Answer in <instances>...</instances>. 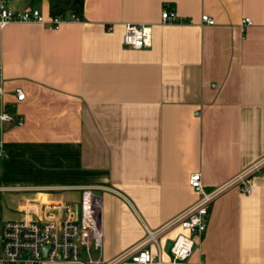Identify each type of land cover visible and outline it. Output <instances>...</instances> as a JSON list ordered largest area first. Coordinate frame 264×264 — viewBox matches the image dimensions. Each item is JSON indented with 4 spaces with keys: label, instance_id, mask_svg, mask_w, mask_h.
<instances>
[{
    "label": "crops",
    "instance_id": "0c3cea01",
    "mask_svg": "<svg viewBox=\"0 0 264 264\" xmlns=\"http://www.w3.org/2000/svg\"><path fill=\"white\" fill-rule=\"evenodd\" d=\"M82 5V19L57 28L0 27L4 100L24 119L3 135L0 185L9 206L1 193L0 219L4 209L22 220L49 204H77L83 188H92L101 193L103 256L110 260L198 201L191 175L201 173L212 191L264 163V0ZM10 6L34 7L46 18L54 7L50 0ZM165 10L192 23L163 24ZM205 15L215 25L203 24ZM246 18L253 25L243 29ZM128 24L151 26V47L126 46ZM248 183L251 195L236 187L212 204L193 264H264V175ZM182 232L173 229L161 244Z\"/></svg>",
    "mask_w": 264,
    "mask_h": 264
},
{
    "label": "built area",
    "instance_id": "2783aa9c",
    "mask_svg": "<svg viewBox=\"0 0 264 264\" xmlns=\"http://www.w3.org/2000/svg\"><path fill=\"white\" fill-rule=\"evenodd\" d=\"M11 0H0V27L10 24H40L57 28L66 22L63 16L49 17L34 7L15 10L10 6ZM70 20H78L70 15ZM203 24L215 25V20L202 16ZM163 24L192 23L179 19L175 12L165 10L162 13ZM253 25L251 18L242 21L243 29ZM123 42L133 49L142 50L152 45V27L144 24H128L125 27ZM17 101L26 99L22 89L14 92ZM4 79L0 68V169L8 154L3 140L6 127L15 124L24 125V119L9 111L4 97ZM264 163L259 162L241 173L228 183L207 191L202 174L190 177V186L198 193V201L173 221L156 231H148L146 239L133 251H128L110 260L103 256L104 234L99 219L102 201L92 188H83L82 197L77 204L53 203L45 206L39 214L30 211L22 220H10L0 228V264H193L191 259L196 252V240H201L208 229L209 213L212 204L227 191L238 187L246 195H251L253 186L248 183L250 177L261 172L264 175ZM6 188L0 185V194ZM183 232L172 239L165 260V247L160 239L173 229ZM196 264H208L200 260Z\"/></svg>",
    "mask_w": 264,
    "mask_h": 264
},
{
    "label": "water",
    "instance_id": "95a60500",
    "mask_svg": "<svg viewBox=\"0 0 264 264\" xmlns=\"http://www.w3.org/2000/svg\"><path fill=\"white\" fill-rule=\"evenodd\" d=\"M81 4L79 0H57L56 5L52 8L51 15L53 17L61 16L65 11L75 10V5ZM70 19V15L67 16ZM98 196L101 195L100 192L96 193ZM172 245V240H168L165 246V252H168Z\"/></svg>",
    "mask_w": 264,
    "mask_h": 264
},
{
    "label": "trees",
    "instance_id": "16d2710c",
    "mask_svg": "<svg viewBox=\"0 0 264 264\" xmlns=\"http://www.w3.org/2000/svg\"><path fill=\"white\" fill-rule=\"evenodd\" d=\"M30 1H31V4L33 6H35L36 4H40L42 2V0H30ZM55 1L56 0H50L51 6L55 5ZM80 1H81V4H79L77 6V9L75 11H73L72 14L77 16L79 19H82V17H83V5H82L83 0H80ZM9 111L11 113H13V111L10 108H9ZM1 210H2V206H1V196H0V215H1Z\"/></svg>",
    "mask_w": 264,
    "mask_h": 264
},
{
    "label": "rangeland",
    "instance_id": "374dc122",
    "mask_svg": "<svg viewBox=\"0 0 264 264\" xmlns=\"http://www.w3.org/2000/svg\"><path fill=\"white\" fill-rule=\"evenodd\" d=\"M20 182H22V181H20ZM7 197H8L7 193L4 192L2 194V201H4L5 209H7V207L9 206V202L7 200ZM5 209H4V214H3L2 218L0 219V228L2 226L1 222L3 223V222H6L8 220H12V219L17 218V216L15 217L13 213L9 214V213L5 212ZM165 254L171 257V255L169 253H165Z\"/></svg>",
    "mask_w": 264,
    "mask_h": 264
}]
</instances>
